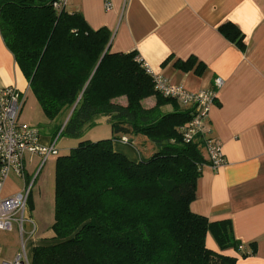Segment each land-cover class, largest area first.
<instances>
[{"label": "trees", "instance_id": "trees-1", "mask_svg": "<svg viewBox=\"0 0 264 264\" xmlns=\"http://www.w3.org/2000/svg\"><path fill=\"white\" fill-rule=\"evenodd\" d=\"M54 1L0 0L2 40L61 135L79 138L98 116L111 133L57 152L54 217L31 264H235L205 245L209 233L221 251L238 250L230 221L190 211L201 167L209 164L206 138H183L190 109L154 90L135 51L110 52L107 29H91L79 12L56 10ZM219 31L242 47L233 24ZM191 62L176 66L188 71ZM121 96L125 105L113 102ZM151 96L154 106L144 108ZM131 136L151 145L147 157L138 151V162L112 147Z\"/></svg>", "mask_w": 264, "mask_h": 264}, {"label": "crops", "instance_id": "crops-1", "mask_svg": "<svg viewBox=\"0 0 264 264\" xmlns=\"http://www.w3.org/2000/svg\"><path fill=\"white\" fill-rule=\"evenodd\" d=\"M110 2L105 9L103 0H66L63 9L79 12L93 30L107 29L110 52L135 51L153 73L189 92L212 88L216 77L222 79L208 124L220 142L224 162L217 168L202 165L190 211L210 222L229 220L234 239L248 255L241 257L234 248L221 251L209 233L208 249L234 258L235 264H264V0ZM225 23L240 31L242 47L219 31ZM188 60L192 61L188 71L176 66ZM5 86L24 92L25 98L30 90L0 34V88ZM141 104L151 108L155 98ZM163 110L170 111V106ZM135 141L143 140L137 136ZM40 142L52 141L41 136ZM132 144L113 141L112 147L138 162L140 155ZM141 145L151 152V145L145 141ZM10 176L3 197L21 188Z\"/></svg>", "mask_w": 264, "mask_h": 264}, {"label": "built area", "instance_id": "built-area-1", "mask_svg": "<svg viewBox=\"0 0 264 264\" xmlns=\"http://www.w3.org/2000/svg\"><path fill=\"white\" fill-rule=\"evenodd\" d=\"M65 3L66 0H55L53 7L56 10H61ZM103 3L105 9L111 7L110 0H103ZM143 67L151 76L156 92L163 97L174 99L184 108L190 109L192 117L183 128L184 140L189 141L197 134L203 135L206 138L205 151L209 165L212 168L221 166L224 162L221 145L211 135L208 114L217 99L222 79L216 77L213 80L212 88L189 92L181 85L171 84L165 77L153 73L147 65L143 64ZM24 102V92L13 86L0 88V231L10 230L15 223L20 238L23 234V224L28 218L27 204L31 185L37 175L33 171L34 175L30 183L24 180L28 174L26 172V155L39 157L41 161L36 168L40 169L50 155H57L58 152L54 142L42 144L39 131L19 120ZM122 141L126 142V139L122 138ZM10 175L22 179L21 188L17 192L3 197L1 191ZM18 214L19 218H17ZM21 247L22 251L14 259L1 261L0 264H31V258L27 254L23 242H21ZM237 249L240 252L243 251V244H239Z\"/></svg>", "mask_w": 264, "mask_h": 264}, {"label": "rangeland", "instance_id": "rangeland-1", "mask_svg": "<svg viewBox=\"0 0 264 264\" xmlns=\"http://www.w3.org/2000/svg\"><path fill=\"white\" fill-rule=\"evenodd\" d=\"M117 99V100H116ZM114 99L116 103L126 104V98L121 96ZM146 99V98H145ZM143 101V100H142ZM104 117H96L93 123L86 126L79 138H69L60 134L55 127V122L47 119L42 112L38 101L33 96L31 90L28 91L25 102L19 114V120L28 122L31 127L36 128L41 136H49L58 151V155H66L70 149L78 146L79 142L89 141L95 142L104 138L111 133L110 124L103 119ZM57 125L60 124V117L56 118ZM133 146L143 155L149 156L147 149L135 141V137L131 136ZM138 152V153H139ZM56 155H50L42 167L36 168L40 163L37 156L30 157L26 155V172L37 173L31 185V191L27 204V220L23 224V234L20 238L17 225L13 223L10 230L0 231V262L14 259L21 251V242L25 244L26 252L31 256L33 245L40 242L45 235L50 232V224L54 217V199H55V163ZM36 168V169H35ZM39 169V170H38ZM26 175L24 180L30 181L34 174ZM11 182L21 187L22 179L10 176ZM19 218V214L17 215ZM34 228V231H33ZM33 231V232H32Z\"/></svg>", "mask_w": 264, "mask_h": 264}, {"label": "water", "instance_id": "water-1", "mask_svg": "<svg viewBox=\"0 0 264 264\" xmlns=\"http://www.w3.org/2000/svg\"><path fill=\"white\" fill-rule=\"evenodd\" d=\"M62 127H63V125H62ZM62 127H61V128H62ZM60 130H61V129H60Z\"/></svg>", "mask_w": 264, "mask_h": 264}]
</instances>
